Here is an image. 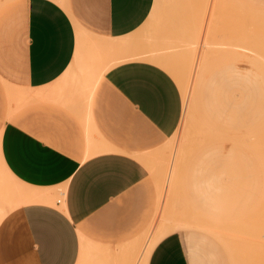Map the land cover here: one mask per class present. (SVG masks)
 I'll list each match as a JSON object with an SVG mask.
<instances>
[{
	"label": "crops",
	"instance_id": "crops-1",
	"mask_svg": "<svg viewBox=\"0 0 264 264\" xmlns=\"http://www.w3.org/2000/svg\"><path fill=\"white\" fill-rule=\"evenodd\" d=\"M159 1L0 0V264H191L155 232L144 159L180 122L178 74L159 55L101 69L158 52L139 37Z\"/></svg>",
	"mask_w": 264,
	"mask_h": 264
},
{
	"label": "rangeland",
	"instance_id": "rangeland-1",
	"mask_svg": "<svg viewBox=\"0 0 264 264\" xmlns=\"http://www.w3.org/2000/svg\"><path fill=\"white\" fill-rule=\"evenodd\" d=\"M174 2L156 22L154 12L139 37L158 51H140L142 58L159 55L166 69L174 66L183 97L176 130L144 157L158 192L155 232L180 231L191 264H264V0ZM90 55L94 73L105 53ZM233 71L251 88L250 146L217 133L223 81ZM192 221L201 227L178 229Z\"/></svg>",
	"mask_w": 264,
	"mask_h": 264
},
{
	"label": "bare ground",
	"instance_id": "bare-ground-1",
	"mask_svg": "<svg viewBox=\"0 0 264 264\" xmlns=\"http://www.w3.org/2000/svg\"><path fill=\"white\" fill-rule=\"evenodd\" d=\"M147 55H145V57ZM143 56L144 54L141 52L129 51L127 54L125 53V55L123 57H120L119 59L118 58L112 59L111 62H109L110 64L108 63V66H112L126 59L140 58ZM168 67L169 69H171V71L174 74L175 73L174 66L168 65ZM242 76L244 75L241 72L233 71V73H230V77L223 81V107L220 111L218 118L219 131L217 132L218 134L219 132H221L220 133L221 137L219 136L220 134L219 135L216 134L218 136L215 135V138L220 137L223 138L224 140H229L230 142H234V140H240V139L245 140L248 137L250 138L251 132H254L253 128L255 127L257 122H255L256 121L255 117H253V105H252L253 99L250 90L251 88L248 80L243 79ZM252 137H254V135ZM249 138H248L249 143L246 141L247 139L245 140V142H243L245 145L246 144L251 145V143H253V142L250 143L251 138L250 140ZM243 143L242 145H244ZM5 213L6 212H0V219L5 215ZM201 225H202L201 223L197 224L194 223V221H192L191 223L181 225L180 228L178 229L179 230L194 229L195 227L198 226L201 227ZM207 226L209 227V224ZM222 234H219V236L220 235L223 236Z\"/></svg>",
	"mask_w": 264,
	"mask_h": 264
},
{
	"label": "built area",
	"instance_id": "built-area-1",
	"mask_svg": "<svg viewBox=\"0 0 264 264\" xmlns=\"http://www.w3.org/2000/svg\"><path fill=\"white\" fill-rule=\"evenodd\" d=\"M60 200V198H57V201Z\"/></svg>",
	"mask_w": 264,
	"mask_h": 264
}]
</instances>
